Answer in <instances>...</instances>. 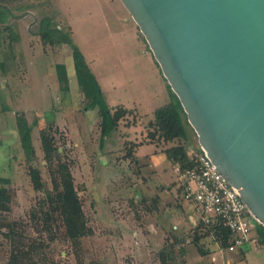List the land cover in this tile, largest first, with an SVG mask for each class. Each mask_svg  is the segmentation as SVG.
Segmentation results:
<instances>
[{
	"label": "rangeland",
	"instance_id": "1",
	"mask_svg": "<svg viewBox=\"0 0 264 264\" xmlns=\"http://www.w3.org/2000/svg\"><path fill=\"white\" fill-rule=\"evenodd\" d=\"M0 3L11 11L9 23L19 34L11 39L10 31L0 30V176L10 179L7 186L13 196L10 211L0 212V225L5 217L24 233L26 245L35 240L43 246L44 259L38 264H210V257L192 242L195 234L189 227L198 219L197 208L193 204H188L187 211L179 207L184 202L181 181L165 155V149L178 141L156 144L148 137V122L156 108L169 102V89L147 40L121 0ZM43 17L71 31L107 104L132 109L133 114L106 138H101L97 108H85L67 45L45 44L37 33ZM57 63L67 66L69 91L60 89ZM17 113L34 126L36 164L47 187L51 181L41 144L43 127H50L62 161L70 166L91 229L78 245L67 241L58 220L50 233L41 216L34 217L43 193L31 182ZM8 229L0 227V264L13 251L12 241L3 235ZM179 231L182 236L177 238L174 232ZM201 241L206 248L215 245V241ZM217 255L218 264H264V242L218 250Z\"/></svg>",
	"mask_w": 264,
	"mask_h": 264
},
{
	"label": "water",
	"instance_id": "2",
	"mask_svg": "<svg viewBox=\"0 0 264 264\" xmlns=\"http://www.w3.org/2000/svg\"><path fill=\"white\" fill-rule=\"evenodd\" d=\"M121 2L204 154L264 226V0Z\"/></svg>",
	"mask_w": 264,
	"mask_h": 264
},
{
	"label": "trees",
	"instance_id": "3",
	"mask_svg": "<svg viewBox=\"0 0 264 264\" xmlns=\"http://www.w3.org/2000/svg\"><path fill=\"white\" fill-rule=\"evenodd\" d=\"M11 15L7 6L0 3V28H2L0 30H8L11 32V39H18L19 34L15 33L12 28L13 24L9 23ZM37 33L45 44L67 45V54L72 55L74 59L75 74L79 88L84 94L85 108L87 110L97 108L100 116L101 138H106L119 127L123 119L133 114L132 109L121 105L111 108L107 104L95 73L81 49L73 42L71 31L60 28L50 17H43L39 22ZM56 75L60 89L69 91L70 77L65 63L56 64ZM167 85L170 100L154 110V116L147 125L150 130L148 137L151 139L150 142L156 144L178 141L177 144L165 149L166 158L172 164H180L183 168L190 167L197 163L198 156L203 153V150L194 139L197 134L188 121L187 113L179 97L171 86ZM16 124L33 188L43 193L34 217L40 218L41 216L50 233H53V221L58 220L64 227L63 233L67 241L78 245L79 240L88 235L91 229L87 226L84 218L79 190L75 185L69 164L62 161L59 147L50 127H43L41 129V144L51 181V187L48 188L42 177L41 168L36 164L37 157L32 137L34 126L20 113H17ZM128 155H132V150L128 151ZM9 182V178L0 176V212H8L11 209L13 196L7 186ZM181 190H184V187ZM145 201L144 199L143 202ZM156 202L157 199H155ZM146 209L150 211L152 208L149 206ZM3 220L5 222L0 227L9 228L3 232V235L12 241L13 250L10 259L5 264H38L39 259H44V254H42L44 250L41 244L39 245L33 240L26 245L24 233L11 226L5 217ZM253 223L254 235L259 238V242L263 243L264 226L255 219H253ZM192 230V233L195 234L192 242L197 245L198 251L202 254L204 251L201 240L212 234L221 248L226 249L230 245V230L217 222L207 227L197 219ZM50 238L54 240L56 237L52 235ZM162 249L166 250L165 247ZM181 251L183 252V250ZM163 252H161V258L165 262L167 258Z\"/></svg>",
	"mask_w": 264,
	"mask_h": 264
},
{
	"label": "built area",
	"instance_id": "4",
	"mask_svg": "<svg viewBox=\"0 0 264 264\" xmlns=\"http://www.w3.org/2000/svg\"><path fill=\"white\" fill-rule=\"evenodd\" d=\"M173 169L184 187V199L197 208L198 220L207 227L217 222L230 230V245L226 249H242L248 243L257 246L254 217L239 192L219 174L204 151L195 165L183 168L173 164ZM208 237L215 241L218 250H224L213 234Z\"/></svg>",
	"mask_w": 264,
	"mask_h": 264
},
{
	"label": "crops",
	"instance_id": "5",
	"mask_svg": "<svg viewBox=\"0 0 264 264\" xmlns=\"http://www.w3.org/2000/svg\"><path fill=\"white\" fill-rule=\"evenodd\" d=\"M181 187H180V189H182L183 188V185H182V183H181V185H180ZM182 192H183V190H181ZM191 204V203H189V202H187L185 199H184V202H183V205L182 206H179V205H176V206H179V207H181V209H183L184 211H187L188 210V208H189V205ZM175 205H174V207H176ZM183 207V208H182ZM157 208L158 207H156V208H154L153 210H156L157 211ZM168 208H170V207H168ZM167 208V209H168ZM172 208V207H171ZM198 217V216H197ZM191 227H193V225H191L190 227H189V229L191 228ZM174 229H179L180 230V227L179 226H177V225H174ZM192 229V228H191ZM174 233H176L177 235H178V237L177 238H179L180 236H182L181 234H180V231L179 232H174ZM176 235V236H177ZM204 239H207L208 241H210L211 239L208 237V236H206ZM214 243V242H213ZM201 245L203 246V251H204V253L202 254L200 251V253L202 254V255H207V257H210L209 258V262H210V264H218V262H219V255H217V252H218V249L215 247V245L214 246H211V248H206L205 247V245L203 244V241H201ZM184 249H185V247H181L180 248V250H183V252H184ZM206 252V253H205ZM244 253H245V251H243ZM185 253V252H184ZM186 258H187V256H185ZM188 259V258H187ZM194 264H198V263H194Z\"/></svg>",
	"mask_w": 264,
	"mask_h": 264
},
{
	"label": "bare ground",
	"instance_id": "6",
	"mask_svg": "<svg viewBox=\"0 0 264 264\" xmlns=\"http://www.w3.org/2000/svg\"><path fill=\"white\" fill-rule=\"evenodd\" d=\"M124 6V5H123Z\"/></svg>",
	"mask_w": 264,
	"mask_h": 264
}]
</instances>
